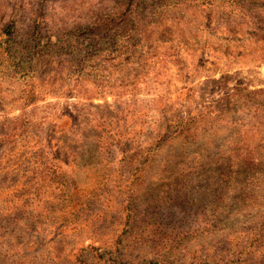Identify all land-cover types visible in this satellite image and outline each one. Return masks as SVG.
<instances>
[{
	"label": "rangeland",
	"instance_id": "1",
	"mask_svg": "<svg viewBox=\"0 0 264 264\" xmlns=\"http://www.w3.org/2000/svg\"><path fill=\"white\" fill-rule=\"evenodd\" d=\"M0 264H264V0H0Z\"/></svg>",
	"mask_w": 264,
	"mask_h": 264
}]
</instances>
